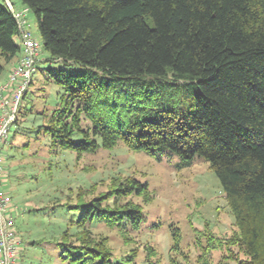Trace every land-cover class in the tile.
I'll return each mask as SVG.
<instances>
[{
  "label": "trees",
  "instance_id": "1",
  "mask_svg": "<svg viewBox=\"0 0 264 264\" xmlns=\"http://www.w3.org/2000/svg\"><path fill=\"white\" fill-rule=\"evenodd\" d=\"M11 1L35 15L53 58L86 67L62 69L63 109L39 130L79 155L123 142L134 151L176 154L185 166L207 161L240 230L247 258L238 264H264V0ZM16 38V19L0 0L6 63L21 55ZM4 68L0 63V74ZM149 193L148 181L127 178L69 208L80 212L69 223L138 229L142 205L121 199ZM172 237L178 250V234ZM77 240L59 243L68 264H139L136 252L117 259Z\"/></svg>",
  "mask_w": 264,
  "mask_h": 264
},
{
  "label": "rangeland",
  "instance_id": "2",
  "mask_svg": "<svg viewBox=\"0 0 264 264\" xmlns=\"http://www.w3.org/2000/svg\"><path fill=\"white\" fill-rule=\"evenodd\" d=\"M27 15L40 56L21 103L20 123L13 126L3 148L2 179L22 238L21 264H68L60 257L59 243L78 245L79 238L106 247L117 259L136 252L139 264H238L246 259L239 227L207 161L196 158L185 166L176 154L134 151L123 142L79 155L61 149L39 130L54 110L63 109L64 89L57 82L62 69L76 74L86 67L53 58L44 48L35 15L30 10ZM13 62L6 63L0 50V63L5 66L0 83L8 79ZM130 177L149 183L148 196L121 199L142 205L140 228H112L101 221L86 228L69 223L80 215L69 208L105 194ZM87 230L91 232L88 237ZM174 232L179 237L178 250L174 249Z\"/></svg>",
  "mask_w": 264,
  "mask_h": 264
},
{
  "label": "built area",
  "instance_id": "3",
  "mask_svg": "<svg viewBox=\"0 0 264 264\" xmlns=\"http://www.w3.org/2000/svg\"><path fill=\"white\" fill-rule=\"evenodd\" d=\"M6 3L19 28L22 52L8 79L1 85L4 94L0 98V264H21L22 238L16 228L12 198L2 189L3 147L10 140L24 93L32 83L40 48L29 28L27 13L30 9L27 6L17 8L11 0Z\"/></svg>",
  "mask_w": 264,
  "mask_h": 264
},
{
  "label": "crops",
  "instance_id": "4",
  "mask_svg": "<svg viewBox=\"0 0 264 264\" xmlns=\"http://www.w3.org/2000/svg\"><path fill=\"white\" fill-rule=\"evenodd\" d=\"M28 17H29V15H27V18H28ZM19 41H20L19 43H21V40H19ZM39 56H40V55H39ZM19 57H20V55L14 59V62H13V65H12V69H13V67L16 65V63H17ZM12 61H13V60H12ZM38 62H39V59H38ZM4 82H5V81H4ZM4 82H1V83H0V92H1L2 94H4V92H3L2 89H1V85H2V83H4Z\"/></svg>",
  "mask_w": 264,
  "mask_h": 264
}]
</instances>
